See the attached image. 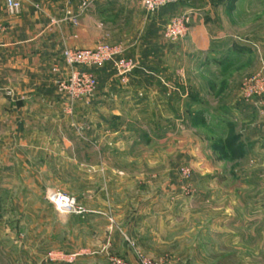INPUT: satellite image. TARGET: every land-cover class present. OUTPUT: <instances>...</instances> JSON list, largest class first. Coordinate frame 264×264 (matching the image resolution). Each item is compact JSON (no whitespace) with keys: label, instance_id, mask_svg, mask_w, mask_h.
Returning a JSON list of instances; mask_svg holds the SVG:
<instances>
[{"label":"rangeland","instance_id":"obj_1","mask_svg":"<svg viewBox=\"0 0 264 264\" xmlns=\"http://www.w3.org/2000/svg\"><path fill=\"white\" fill-rule=\"evenodd\" d=\"M102 2L91 0L83 10L78 0L77 9L84 12ZM193 6H206V15H213L208 38L224 36L236 48L222 72L213 67L201 91L190 89L198 75L187 76L183 69L190 66L193 50L185 57L179 53L184 46L194 48L189 34L200 11ZM166 8L170 20L189 14L190 23L184 38L165 40L172 45L166 66L176 71L165 98L188 101L197 93H213L216 112L230 110L233 119L175 122L165 150L156 143L120 151L111 146L104 153L95 144L84 154L80 136L88 124L83 118L91 116L96 92L106 84L98 69L107 66L115 77L116 72L109 63L91 68L95 95L90 105L79 102L72 110L56 83L64 114L77 117L74 153L66 163L61 158L60 171H42L41 185L29 179L28 187L19 179L3 185L0 164V264H140L139 256L153 264H264V0H176L156 12ZM143 11L149 14L143 6L134 13ZM114 19L95 25L107 35L93 46L120 45ZM236 106H246L248 117H237ZM51 191L74 197L82 213L58 212L47 198ZM148 201L154 206L147 207Z\"/></svg>","mask_w":264,"mask_h":264},{"label":"crops","instance_id":"obj_2","mask_svg":"<svg viewBox=\"0 0 264 264\" xmlns=\"http://www.w3.org/2000/svg\"><path fill=\"white\" fill-rule=\"evenodd\" d=\"M77 6L78 0H27L17 14H10L5 0H0V26L4 28L0 33V139H3L0 164L5 186H11L14 179H19L23 187H28L29 179L41 185L42 171H60L61 158L66 163V156L74 153L77 117L64 114V97L56 89L57 81L69 73L62 53L66 48L92 47L102 34L107 35L105 29L100 31L96 26L107 25L114 18L116 41L124 56L139 60L141 67L127 86L120 84L111 68L98 69L107 76L106 84L96 92L91 116L83 118L88 124L80 136L85 143L84 154H89L95 144L104 153L111 146L120 151L154 147L156 143L163 144L165 150L175 122H227L234 117L230 110L222 115L216 112L213 93L208 96L197 93L188 101L168 102L165 98L164 93L171 88L176 73L166 66L172 45L162 38L171 17L168 8L152 15L145 11L139 15L134 11L138 6L142 8L140 2L128 0H103L84 12H79ZM193 7L200 11L189 34L194 48H182L184 42H181L179 53L185 57L193 50L190 66L183 69L187 76L198 75L190 89L201 91L202 82H210L209 72L215 71L214 68L222 72V63L235 57L236 48L234 41L223 39L224 36L219 39L222 42H216L217 37L208 38L207 24L213 15L208 17L206 6ZM69 13L78 18L77 25L67 20ZM92 20L96 24H91ZM136 27L139 39H136ZM212 84L218 86L219 82ZM159 104H164V110H156ZM245 107L236 106L237 117H248L249 110ZM105 138H112V142H106ZM145 204L154 206V201Z\"/></svg>","mask_w":264,"mask_h":264},{"label":"built area","instance_id":"obj_3","mask_svg":"<svg viewBox=\"0 0 264 264\" xmlns=\"http://www.w3.org/2000/svg\"><path fill=\"white\" fill-rule=\"evenodd\" d=\"M27 0H5L6 9L10 14H17ZM176 0H141L143 8L153 14L160 8ZM82 9L85 10L91 5V0H81ZM67 20L74 25L78 24V19L68 14ZM190 23L189 14L176 17L164 27L162 37L168 42H174L184 38L188 32ZM2 30V26H0ZM62 60L69 68L67 77L57 82L58 91L67 97V106L72 110L77 103L90 105L96 92L97 81L89 70L104 64H112L120 84L127 86L137 69V62L132 58L124 56V51L120 45L97 44L88 49L66 48L62 53ZM58 70V68H55ZM48 200L55 206L56 210L62 214L82 213V209L77 200L64 193L51 191L47 196ZM140 264H153L149 260L139 256Z\"/></svg>","mask_w":264,"mask_h":264},{"label":"trees","instance_id":"obj_4","mask_svg":"<svg viewBox=\"0 0 264 264\" xmlns=\"http://www.w3.org/2000/svg\"><path fill=\"white\" fill-rule=\"evenodd\" d=\"M235 0H233V2H234Z\"/></svg>","mask_w":264,"mask_h":264}]
</instances>
